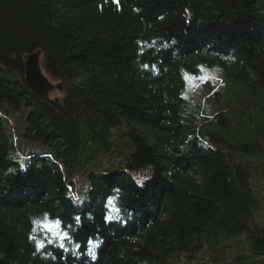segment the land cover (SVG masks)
Wrapping results in <instances>:
<instances>
[{
    "label": "trees",
    "instance_id": "obj_1",
    "mask_svg": "<svg viewBox=\"0 0 264 264\" xmlns=\"http://www.w3.org/2000/svg\"><path fill=\"white\" fill-rule=\"evenodd\" d=\"M37 51L60 83L58 98L25 79L26 57ZM209 68L259 92L252 107L264 116V0H0V103L24 107L20 136L57 155L29 156L21 168L0 115V264H170L175 252L180 264H198L209 227L245 234L263 252L264 226L249 222L248 166L232 167L221 147L189 138L181 120L185 74L223 79ZM98 158L119 168L89 173L77 205L63 169ZM133 172L150 177L140 184ZM45 216L70 239L39 224L33 232Z\"/></svg>",
    "mask_w": 264,
    "mask_h": 264
},
{
    "label": "rangeland",
    "instance_id": "obj_2",
    "mask_svg": "<svg viewBox=\"0 0 264 264\" xmlns=\"http://www.w3.org/2000/svg\"><path fill=\"white\" fill-rule=\"evenodd\" d=\"M32 57L38 62L40 51L32 54ZM209 72L221 74L223 82L217 81L219 77L213 79L207 75V80L212 81L211 83L207 82L210 86L203 85L196 88V85L201 81L189 80L188 83L185 81L182 89L183 102L180 106L181 120L189 138L194 137L201 140L207 148L221 147L227 154L232 167L236 164L248 166L251 189L248 199L252 205L249 222L264 226V116L252 107L255 101L261 99V94L250 86L236 82L221 70L209 68ZM32 76L34 78L30 80L33 84L36 82L35 84L42 85L41 88L47 84L44 87L49 96L59 95L54 88V85L57 87L56 83L53 82L54 85H50L38 79L36 74L32 73ZM189 85L193 86L189 87ZM213 87L218 88L219 92L214 93ZM25 113L24 107L15 110L0 103V115L6 119L5 125L8 133L12 134V130L15 132L12 144L10 143L8 149L10 157L14 158L21 168H24L27 157L32 155L46 156L51 161L56 160L57 155L54 147L46 145L40 140L24 139L20 136L25 126L23 120ZM216 115H220L222 119L226 118L229 121L228 126L214 119ZM124 129L119 126L115 132H122ZM256 142L261 144L260 151L252 149L245 151L237 147ZM14 143L18 149L14 147ZM121 153L123 160L124 148ZM118 168V162L110 158H98L95 162L64 167V178L70 189L69 196L75 200L77 205H81L87 199V191L91 188L88 180L89 173L94 172L107 176ZM132 175L140 184L150 177V175L137 172H133ZM232 193L235 192L232 191ZM223 206L230 208L231 204L224 203ZM201 239L203 254H197L198 264H213L214 262L264 264V251H252L245 234L226 236L223 231L218 229L214 231L209 227V232L203 234ZM177 258L178 254L173 253L170 257V264H180Z\"/></svg>",
    "mask_w": 264,
    "mask_h": 264
},
{
    "label": "snow or ice",
    "instance_id": "obj_3",
    "mask_svg": "<svg viewBox=\"0 0 264 264\" xmlns=\"http://www.w3.org/2000/svg\"><path fill=\"white\" fill-rule=\"evenodd\" d=\"M112 3L115 4L117 7H119V0H112ZM200 71L204 72V69L202 66L200 68ZM210 75H214V74H210ZM207 79H208L207 75H195V74H188V73L185 74L186 83H188L189 80H192V81L199 80L201 82H206ZM191 86H193V85H189V87H191ZM21 166H23V165H21ZM108 204L112 205L113 201L111 199H109ZM111 211L114 213H119L120 209L118 207L114 206L111 208ZM79 219H80L79 217L76 218L77 223H79ZM111 219H113V217L105 216L106 221L111 220ZM37 224H39V226L42 227L45 231L51 233L52 237H54L60 241L70 239L68 232L62 230L61 223L59 220L53 221V220H50L49 217L45 216L43 218V220H41V221H33V225H34V227L32 229L33 232L36 231L35 225H37ZM49 243H51V240H49ZM42 247H43V245L41 243H37L36 244V251L40 252ZM59 247L62 250L67 251V248L65 247V245L63 243H60ZM89 253L92 255V258L95 259V254H94V252H92V249H89Z\"/></svg>",
    "mask_w": 264,
    "mask_h": 264
},
{
    "label": "water",
    "instance_id": "obj_4",
    "mask_svg": "<svg viewBox=\"0 0 264 264\" xmlns=\"http://www.w3.org/2000/svg\"><path fill=\"white\" fill-rule=\"evenodd\" d=\"M34 57L31 56H28L26 57V61H25V65H26V76H25V79L28 83V85L38 94L40 95H44L48 98H58L59 95L61 94V86H60V83L59 82H54L52 81L48 76L47 74L43 71V69L41 68L40 66V57H39V60L38 62L35 61L33 59ZM32 73H34V75L36 74V76L38 77V79H40L41 81H44L45 83H49L50 85H54V83H56L57 87L54 85V88H55V91H58V94L59 95H56V96H49L48 93H47V90H45V87L46 85H43V88L42 85H37V84H33V82H31V78H34L32 76ZM37 79V78H35ZM54 82V83H53Z\"/></svg>",
    "mask_w": 264,
    "mask_h": 264
},
{
    "label": "built area",
    "instance_id": "obj_5",
    "mask_svg": "<svg viewBox=\"0 0 264 264\" xmlns=\"http://www.w3.org/2000/svg\"><path fill=\"white\" fill-rule=\"evenodd\" d=\"M217 81H218V82H221V81L223 82V79H222V78H218ZM202 84H203V82H200V83L198 84L197 88L201 87ZM213 88H214V89H213V92H215L216 90H218V88H215V87H213Z\"/></svg>",
    "mask_w": 264,
    "mask_h": 264
},
{
    "label": "bare ground",
    "instance_id": "obj_6",
    "mask_svg": "<svg viewBox=\"0 0 264 264\" xmlns=\"http://www.w3.org/2000/svg\"><path fill=\"white\" fill-rule=\"evenodd\" d=\"M198 85H196V88H197ZM200 88V87H199Z\"/></svg>",
    "mask_w": 264,
    "mask_h": 264
}]
</instances>
